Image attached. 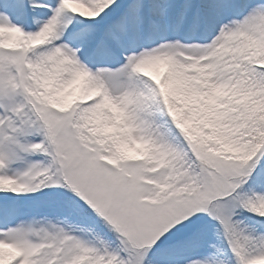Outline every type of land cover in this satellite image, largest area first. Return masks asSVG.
<instances>
[{"label":"snow or ice","instance_id":"snow-or-ice-1","mask_svg":"<svg viewBox=\"0 0 264 264\" xmlns=\"http://www.w3.org/2000/svg\"><path fill=\"white\" fill-rule=\"evenodd\" d=\"M0 264H264V0H0Z\"/></svg>","mask_w":264,"mask_h":264}]
</instances>
